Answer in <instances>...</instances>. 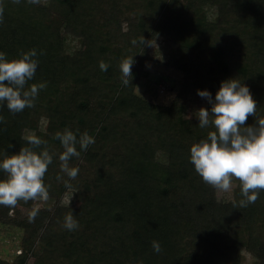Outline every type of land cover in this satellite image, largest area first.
<instances>
[{"label": "trees", "instance_id": "16d2710c", "mask_svg": "<svg viewBox=\"0 0 264 264\" xmlns=\"http://www.w3.org/2000/svg\"><path fill=\"white\" fill-rule=\"evenodd\" d=\"M159 8L158 0H0V51L11 60L35 48L39 67L25 87L46 82L34 107L13 114L0 105V159L33 147L24 137L34 131L46 141L34 150L53 155L44 176L49 197L59 201L72 190L80 201L77 207L57 203L53 212L39 209L34 222L9 215L18 206L32 210L33 200L0 205V221L12 220L26 232L15 260L0 258V264H28L31 257L33 264H244L243 252L264 264V190L240 207L235 178L233 200L217 199V189L190 162V147L214 127L186 118L182 98L164 105L135 91L149 74L147 61L156 60L146 51L136 59L140 43H131L139 14L150 38L159 34L175 44L164 64L181 71L188 85L208 89L214 99L222 81L236 78L250 87L256 118H262L264 0H190L185 17L194 22L167 30L156 23ZM124 20L131 25L127 31ZM65 33L79 49H68ZM128 57L137 61L124 85L119 65ZM245 123L253 125L255 117ZM66 127L78 138L85 131L95 137L69 162L79 168L71 188L65 187L64 149L55 137ZM159 152L168 155L166 163ZM5 176L0 171V179ZM72 211L79 227L69 231L64 217Z\"/></svg>", "mask_w": 264, "mask_h": 264}, {"label": "clouds", "instance_id": "9594fccd", "mask_svg": "<svg viewBox=\"0 0 264 264\" xmlns=\"http://www.w3.org/2000/svg\"><path fill=\"white\" fill-rule=\"evenodd\" d=\"M30 2L39 3V0ZM131 43L136 45L138 41L134 38ZM139 43L155 46L156 40L154 45L152 40L146 41L142 36ZM35 57V48L21 52L19 58L11 60L5 52L0 51V105H5L13 114L34 107L39 91L46 87V82L25 87L39 67V60ZM134 57L123 58L120 62L124 85L129 84V77L133 79ZM99 67L107 71L108 65L101 61ZM197 94L207 98L211 104L210 110L207 107L198 110L199 127L211 125L215 130L190 147V162L203 181L217 190L229 191L232 179L237 178L243 197L239 205L246 207L254 203L260 191L264 190V117L256 118L257 101L250 87L236 78L222 81L214 99L207 89H198ZM249 115L255 117L253 125L245 123ZM3 120L4 117L0 116V123ZM55 137L64 149L59 154V160L61 171L69 178L64 180L65 187L71 188L70 180L77 177L79 168L70 167L69 162L73 157H79L81 151H87L95 143V137L85 131L78 138L67 127L63 132L58 131ZM24 139L33 147H22L18 153L0 159V171L6 174L5 178L0 179V205L14 207L20 200L46 201L49 198V186L45 184L44 176L53 163V155L46 148L39 152L34 150L46 143L40 137L33 134ZM57 179L62 180L63 176L58 175ZM38 213L39 208L34 207L28 214L29 221L34 222ZM63 226L69 231L79 227L73 211L64 217ZM152 248L156 253L162 251L160 242L156 240L152 241Z\"/></svg>", "mask_w": 264, "mask_h": 264}, {"label": "rangeland", "instance_id": "374dc122", "mask_svg": "<svg viewBox=\"0 0 264 264\" xmlns=\"http://www.w3.org/2000/svg\"><path fill=\"white\" fill-rule=\"evenodd\" d=\"M158 1L160 3V8L158 9L156 23H158L160 28L167 30L171 27H181L184 26L185 23L194 22V18H190L188 20V18L185 17V5H187L190 0ZM214 9L208 11L210 16L213 15ZM132 25H134L136 31L138 32L137 39L139 41L142 36H144L146 41L152 40V43L155 45L156 40L155 46L139 44L140 49L137 53L136 59L141 53L146 51L148 55L153 56L156 61H147L145 68L149 71V74L141 78L135 88V91L151 102L164 105H170L175 100H178V98H182L184 116L189 119L198 118L197 112L201 107H207L209 109L208 99L200 97L197 94L198 89H194V87L185 82L184 75L181 71L168 67L164 64L168 56L174 51L175 44L171 43L159 34L150 38L148 27L139 14L136 16ZM130 27V22L124 20L122 23L123 30L127 31ZM65 36L67 37L68 49L70 51L79 49L80 43L77 39L66 33ZM33 134L34 131H25L26 136ZM158 159L159 161L166 163L168 161V155L165 152H159ZM237 183L238 181L233 178L232 187L229 191L225 192L216 190L217 199L220 202L232 201ZM57 203L77 207L80 204V201L74 197L72 190H70L67 191L59 201L51 197H49L46 201L34 200L32 208L38 207L39 209H48L53 212ZM30 210L31 208L18 206L15 209H11L9 215L16 219H22L29 214ZM25 234V230L16 225L12 220L7 221L6 223L0 221V258L6 259L10 262L14 261L17 254L21 252L20 245ZM242 260L244 264H258L257 259L248 252L242 253ZM33 263L34 258L31 257L28 264Z\"/></svg>", "mask_w": 264, "mask_h": 264}]
</instances>
